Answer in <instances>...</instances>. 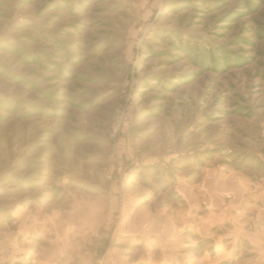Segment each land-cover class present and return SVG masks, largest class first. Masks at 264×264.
Here are the masks:
<instances>
[{
  "label": "rangeland",
  "instance_id": "374dc122",
  "mask_svg": "<svg viewBox=\"0 0 264 264\" xmlns=\"http://www.w3.org/2000/svg\"><path fill=\"white\" fill-rule=\"evenodd\" d=\"M228 175L264 182V0H0V264H197L195 219L123 233Z\"/></svg>",
  "mask_w": 264,
  "mask_h": 264
},
{
  "label": "crops",
  "instance_id": "0c3cea01",
  "mask_svg": "<svg viewBox=\"0 0 264 264\" xmlns=\"http://www.w3.org/2000/svg\"><path fill=\"white\" fill-rule=\"evenodd\" d=\"M227 177L228 180L212 179L202 184L193 196L183 187L181 201L184 203L178 210L166 209L165 217L138 209L134 216L136 222L123 236L147 238L148 243H153L156 235L172 236L178 224L181 232L184 228L187 230L189 222L193 223L195 219L193 231L196 238L210 239L211 243L207 245L213 252L208 257L207 248L202 249L198 253L197 264H264V182L252 183L238 176ZM203 188L212 197L208 207L210 212L208 215L205 213V217L200 198ZM140 202L141 199L135 200L130 211L133 212ZM181 242L184 243V236ZM12 254L8 252L7 260L12 259ZM167 258L168 261L157 263L151 259V264L173 263L171 255Z\"/></svg>",
  "mask_w": 264,
  "mask_h": 264
},
{
  "label": "built area",
  "instance_id": "2783aa9c",
  "mask_svg": "<svg viewBox=\"0 0 264 264\" xmlns=\"http://www.w3.org/2000/svg\"><path fill=\"white\" fill-rule=\"evenodd\" d=\"M124 116L123 115H121L120 117H119V120H118V128H120L121 127V125H123V121H124V118H123Z\"/></svg>",
  "mask_w": 264,
  "mask_h": 264
},
{
  "label": "trees",
  "instance_id": "16d2710c",
  "mask_svg": "<svg viewBox=\"0 0 264 264\" xmlns=\"http://www.w3.org/2000/svg\"><path fill=\"white\" fill-rule=\"evenodd\" d=\"M156 183L158 184V185H161V187L163 186L160 182H158V181H156ZM164 189V188H163Z\"/></svg>",
  "mask_w": 264,
  "mask_h": 264
},
{
  "label": "bare ground",
  "instance_id": "6f19581e",
  "mask_svg": "<svg viewBox=\"0 0 264 264\" xmlns=\"http://www.w3.org/2000/svg\"><path fill=\"white\" fill-rule=\"evenodd\" d=\"M135 236V235H134Z\"/></svg>",
  "mask_w": 264,
  "mask_h": 264
}]
</instances>
